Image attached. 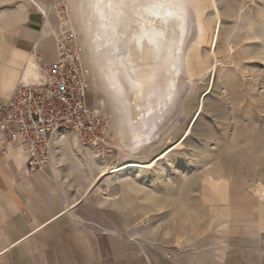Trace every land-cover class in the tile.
Returning <instances> with one entry per match:
<instances>
[{
	"label": "rangeland",
	"instance_id": "1",
	"mask_svg": "<svg viewBox=\"0 0 264 264\" xmlns=\"http://www.w3.org/2000/svg\"><path fill=\"white\" fill-rule=\"evenodd\" d=\"M20 1L28 5L31 0ZM36 1L39 5L29 6L42 15L48 12L52 26L61 18L72 22L90 83L88 104L109 120V152L83 145L68 130L70 139L61 141L58 148L67 152L74 166L51 165L69 197L79 198L76 212L93 222L96 231L113 235L118 242L119 256L110 257L108 264H218L203 251L214 248L225 251L224 264H264V246L259 260H248L234 249L209 243L214 239V218L223 213L227 188L252 195L259 182L264 184V0H218L220 66L213 86L210 43L215 17L210 2L198 0L194 7L180 0L189 10L188 15L180 7L189 18L181 73L177 76L171 70L177 44L171 36L163 67L142 92L125 69L100 50L99 23L89 4ZM255 33L260 39L253 38ZM194 45L200 53H194ZM115 78L122 91L112 88ZM171 91L175 95L169 104ZM203 97L204 108L182 146L150 169L129 171L132 178L126 181L98 179L101 169L89 160L88 151L98 162L110 165L151 160L180 139ZM152 111L156 114L151 115ZM94 180L96 186L86 193ZM217 229L221 235L224 227L219 224Z\"/></svg>",
	"mask_w": 264,
	"mask_h": 264
},
{
	"label": "crops",
	"instance_id": "2",
	"mask_svg": "<svg viewBox=\"0 0 264 264\" xmlns=\"http://www.w3.org/2000/svg\"><path fill=\"white\" fill-rule=\"evenodd\" d=\"M168 1L182 7L188 15L183 1L194 7L198 2ZM29 4L39 5L36 0L28 5L20 0H0V117L1 106L10 101L17 83L32 76L31 63L48 64L56 58V44L47 27L51 25L49 18L45 21L40 11ZM191 48L200 53L197 46ZM59 138L53 136L51 164L28 177L23 168L31 155L29 151L11 146L0 155V264H108L110 257L119 256V245L113 235L97 232L93 222L84 220L76 208H69L79 198L69 197L60 175L51 168L53 162L74 166L67 152L58 148ZM225 197L223 213L219 219L214 218L217 222L212 230L214 239L209 243L234 249L244 259L259 260L264 246V202L254 194L245 195L231 188H227ZM219 224L224 227L221 235L217 231ZM203 251L208 260L224 264L225 251L218 252L216 248Z\"/></svg>",
	"mask_w": 264,
	"mask_h": 264
},
{
	"label": "built area",
	"instance_id": "3",
	"mask_svg": "<svg viewBox=\"0 0 264 264\" xmlns=\"http://www.w3.org/2000/svg\"><path fill=\"white\" fill-rule=\"evenodd\" d=\"M60 20L50 25L55 60L39 63L37 74L21 79L10 101L1 106L0 155L11 146L29 151L26 177L51 164L55 133L71 130L80 143L102 153L111 148L108 118L88 104L90 83L78 33L70 20Z\"/></svg>",
	"mask_w": 264,
	"mask_h": 264
},
{
	"label": "bare ground",
	"instance_id": "4",
	"mask_svg": "<svg viewBox=\"0 0 264 264\" xmlns=\"http://www.w3.org/2000/svg\"><path fill=\"white\" fill-rule=\"evenodd\" d=\"M83 2L89 4L92 13L95 14L98 20L99 33L98 39L95 41L99 45L100 50L107 52L113 61H116L117 64L125 69L129 79L139 88L140 92L143 91L147 82L153 78L157 69L163 67V61L169 52L168 50L174 37H176L177 44L175 43L176 51H174L172 58L171 70H174L175 74L179 76L185 62L183 46L188 34L189 24V18L181 8H175L168 0H83ZM209 2L212 14L215 17V26L210 43V54L214 56L212 63L213 86L217 69L220 66V60L217 57V46L222 28V11L218 5V0H209ZM43 11L46 12L44 9ZM253 38L260 39V36L255 33ZM37 66L38 64L35 62L31 63L29 68L31 75L37 74ZM111 86H113V89L115 87L117 91H122L121 84L116 78L115 84L112 83ZM175 86V83H173V89L176 90ZM174 95L173 91L168 93L169 104L172 103ZM168 101L165 103L166 107ZM160 107L163 108V103H161ZM203 108L204 97L200 100V105L195 118L191 122L192 124L188 126L180 139L151 160L144 162L131 159L120 165H110L98 162L95 154L92 151H88L89 160L101 169L98 179L106 177V180L118 183L131 179L132 177L129 176V171L131 170L139 172L156 166L159 161L184 144L186 138L192 133ZM154 114L156 112L152 111L151 115ZM67 132L68 130H65L54 134L59 135L60 138L63 137L57 140L58 147L61 146V141L68 140ZM74 136L77 140L78 137ZM52 143H54L53 140ZM93 182L86 189V193L96 186L95 180ZM108 186L107 189L110 190L111 186L109 184ZM253 194L264 202V184L262 182L255 186ZM79 203L80 201L77 200L68 206L74 209ZM76 217L82 219L79 216Z\"/></svg>",
	"mask_w": 264,
	"mask_h": 264
}]
</instances>
